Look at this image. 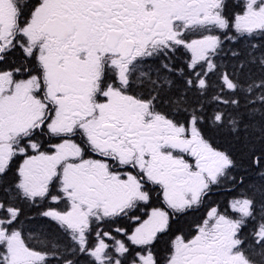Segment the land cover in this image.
I'll return each instance as SVG.
<instances>
[{
  "label": "snow or ice",
  "instance_id": "1",
  "mask_svg": "<svg viewBox=\"0 0 264 264\" xmlns=\"http://www.w3.org/2000/svg\"><path fill=\"white\" fill-rule=\"evenodd\" d=\"M0 264H264V0H0Z\"/></svg>",
  "mask_w": 264,
  "mask_h": 264
},
{
  "label": "trees",
  "instance_id": "2",
  "mask_svg": "<svg viewBox=\"0 0 264 264\" xmlns=\"http://www.w3.org/2000/svg\"><path fill=\"white\" fill-rule=\"evenodd\" d=\"M189 55H190V54H189ZM214 199H217V200H221V201H223V200H225V197H223V196H217V197L214 198ZM27 211H28L29 213H31V214H34V213L37 211V209H28ZM51 229H52L53 232H56V231H57L54 225L51 226ZM106 230H107V229H106Z\"/></svg>",
  "mask_w": 264,
  "mask_h": 264
},
{
  "label": "flooded vegetation",
  "instance_id": "3",
  "mask_svg": "<svg viewBox=\"0 0 264 264\" xmlns=\"http://www.w3.org/2000/svg\"><path fill=\"white\" fill-rule=\"evenodd\" d=\"M214 198H216V197H214Z\"/></svg>",
  "mask_w": 264,
  "mask_h": 264
}]
</instances>
